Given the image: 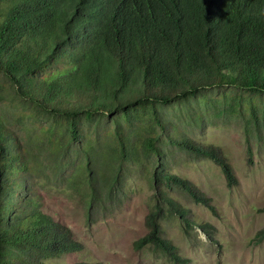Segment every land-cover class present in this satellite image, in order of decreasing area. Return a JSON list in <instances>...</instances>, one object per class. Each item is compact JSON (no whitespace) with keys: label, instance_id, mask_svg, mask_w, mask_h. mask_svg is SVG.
<instances>
[{"label":"trees","instance_id":"16d2710c","mask_svg":"<svg viewBox=\"0 0 264 264\" xmlns=\"http://www.w3.org/2000/svg\"><path fill=\"white\" fill-rule=\"evenodd\" d=\"M214 88L264 94V0H0V264H49L84 249L43 210L41 168L79 180L91 206L102 158L141 163L136 146L159 159L166 153L163 137L133 125L136 113L147 111L159 124L155 105ZM7 107L10 119L1 111ZM103 117L111 119L110 153L90 128ZM166 141L212 160L228 187L238 184L219 147L169 132ZM147 172L154 192L146 233L133 248L151 246L185 264L162 235L161 218L177 216L186 234L207 231L206 224L168 190L213 209L211 198L164 163Z\"/></svg>","mask_w":264,"mask_h":264},{"label":"rangeland","instance_id":"374dc122","mask_svg":"<svg viewBox=\"0 0 264 264\" xmlns=\"http://www.w3.org/2000/svg\"><path fill=\"white\" fill-rule=\"evenodd\" d=\"M155 109L161 123L155 124L145 111L136 113L133 125L139 132L155 131L163 137L166 153L159 159L136 146L141 163L102 158L103 172L96 182L98 199L93 205H88L80 181L67 178L68 170L66 178L60 179L41 168L36 187L43 210L68 226L84 245L81 251L47 263L175 264L151 246L133 248V242L146 233L144 218L154 192L147 169L164 163L166 171L190 180L213 205L210 209L176 188L168 190L189 209L190 217L206 224L207 231L194 227L186 234L177 216L165 212L161 218L162 235L187 259L185 264H264V235H258L264 228V94L214 88L195 97L155 105ZM13 110L1 109L8 119ZM90 128L101 133L98 148L110 153L114 143L111 119L98 118ZM168 132L219 147L232 165L238 184L228 187L212 160L195 158L165 142Z\"/></svg>","mask_w":264,"mask_h":264}]
</instances>
